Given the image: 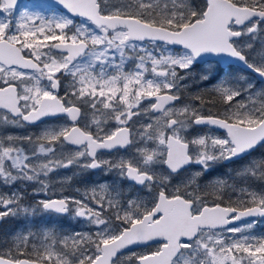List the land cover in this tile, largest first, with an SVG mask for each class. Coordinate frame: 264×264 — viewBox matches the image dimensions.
Wrapping results in <instances>:
<instances>
[{
	"label": "snow or ice",
	"instance_id": "obj_1",
	"mask_svg": "<svg viewBox=\"0 0 264 264\" xmlns=\"http://www.w3.org/2000/svg\"><path fill=\"white\" fill-rule=\"evenodd\" d=\"M58 2L95 30L76 25L67 15L46 20L25 11L18 20L0 19V128L35 124L60 114L71 121L44 128L35 137L0 134V184L39 182L46 189L41 177L76 165L115 169L139 188L126 200L119 192L111 195L104 185L100 195L92 190L91 199L100 209L113 210L117 224L81 200L39 201L44 210L61 214L73 203L75 216L94 225V234L77 233L56 241L54 234L46 233L44 240L50 242L36 244L30 240L31 232L19 233L12 247L0 251V264H120L124 249L152 241L158 242L155 251L132 252L128 258L137 264H264V238L236 237L242 229L227 227L242 217H264V192L229 185L240 193L239 206H222L209 204L198 184L214 162L245 160L264 149V92L252 93L251 84L221 83L215 90L227 107L215 116L176 104L179 81L203 54L238 59L264 78V59L250 63L243 52L264 32V0H206L203 7L190 0ZM16 5L17 0H0V12L11 17ZM243 36L249 37L247 43L239 39ZM161 43L179 45L183 52L157 53ZM141 116L147 121L133 119ZM110 123L113 126L105 128ZM192 125L215 126L227 136L188 137L185 133ZM115 148L133 154L118 161L98 155ZM193 164L200 170L169 192L173 176ZM239 175L264 178V158L250 162ZM225 185L218 179L210 185L212 193L223 199L218 189ZM144 194L151 200L146 202ZM20 198L16 191L0 194L4 209L0 220L21 210L29 212L20 208Z\"/></svg>",
	"mask_w": 264,
	"mask_h": 264
},
{
	"label": "rangeland",
	"instance_id": "obj_2",
	"mask_svg": "<svg viewBox=\"0 0 264 264\" xmlns=\"http://www.w3.org/2000/svg\"><path fill=\"white\" fill-rule=\"evenodd\" d=\"M129 2L135 3V0H129ZM28 12L32 15H39L44 19H52L54 16L67 15L69 18H72L75 21L76 25H88L90 30H95L94 26L90 25L87 20L84 18H74L67 13L53 7L46 0H23L16 8L12 10V16L8 17L6 13L0 12V19L10 18L13 20L19 19V14L21 12ZM242 43H247L249 37L243 36L239 38ZM253 47L251 49L243 47V52L246 53L250 59V63H260L261 59H264V32H261L257 39L252 41ZM163 50L165 53L168 51L173 52L174 54H179L183 52L182 48L171 47L169 45L160 44L158 48L155 49L157 53ZM131 62L126 66V70L130 68ZM109 71H112L109 68ZM185 75L184 73H180ZM207 76V79L203 77ZM68 79V78H67ZM67 79L63 83L67 84ZM43 84H46L47 81H42ZM221 83L226 85H234L239 87H247L249 84L252 85L250 91L252 93L264 92V82L259 81L252 74H248L243 70H237V68L228 67L225 71L222 72V68L216 61H207L204 63L196 62L191 69L187 70V75L179 84L181 85L179 89V95H181L180 100L176 102L178 106L189 105L194 107L196 111L200 113L201 106L200 104L191 97L192 92L187 93L182 88L191 86V88L206 89L214 92L216 95L219 93L215 90L217 86ZM197 90V89H195ZM195 90L193 92H195ZM175 91V89L173 90ZM247 96L237 97L239 99H246ZM259 99V98H258ZM144 104L149 103L145 100ZM226 106V104H224ZM2 112V110H0ZM89 120L91 117L89 116ZM134 120H139L141 122H146L148 117H134ZM114 123V122H113ZM107 126L111 128L113 126ZM68 125L66 118H53L42 121L41 123L35 126L24 125L22 127L16 126H4L0 128V134H13L18 136L32 135L35 137L44 128H59L62 126ZM106 128V125H105ZM212 134L220 138H226V136L214 134L208 131H200L193 135H185L188 137L196 136L200 134ZM151 146V145H150ZM25 148L30 146L25 143ZM67 149L74 148L72 146H66ZM133 153L129 150L126 152H119L114 155H103L102 159H110L112 161H118L121 158H124ZM264 158V149H259L254 151L253 155L248 157L245 160H239L232 168V175L228 179V174L222 176L215 175L217 171L214 169L217 162L212 164V167L208 172L204 173L201 177L198 178V184L200 189H205L207 192L212 194V188L210 185L215 184L218 179L226 181V185L223 189H218V191L223 192L225 190L227 193L228 199L231 198L234 205H237V197L240 195L239 191H233L232 187L234 186L237 190L240 188H250L256 192H264V178L253 177L251 175H239L243 172L244 169L254 160H260ZM238 159V158H237ZM163 167V166H161ZM79 166L73 165L68 168H58L55 171L49 173L47 177H41V180L47 182V188L44 189L39 182H17L12 186H6L0 184V194L5 196L11 194L13 191H16L20 194L21 198L19 201V206L21 209L27 208L29 212L25 214L22 210L18 215L12 216L9 215L4 217V222L0 226V251H5L9 247L13 246L14 237L19 233L31 232L33 234L30 237L32 243L40 244L41 242L48 243L49 241L44 240V235L46 233L54 234L56 241H59L65 237H75V234H94L95 226L90 224L87 219L82 217H77L74 214V209L76 206L73 203L71 204L70 212L66 215L57 214L50 210H44L39 204V201L46 200L50 194H58L63 198H74L76 200H81L87 203L90 207L100 211L102 216L110 221L112 224L119 223L115 220V215L113 210L105 208L100 209L95 201L91 199L92 190H97V195L102 194L100 192V186L104 185L109 190H111V195L115 196L117 192L120 193L121 199L126 200L128 196L137 194L135 189H133L131 184L123 182L124 179L117 175L116 170H105L97 173H92V176H78L76 173L79 170ZM200 170L199 165H190L187 167V171H182L181 174H175L171 181L172 187L168 189L169 192L177 185H182L186 180L192 176L195 171ZM211 172V173H210ZM213 173V175H212ZM204 175H208L207 178ZM132 189V190H131ZM183 189V188H182ZM107 195V194H105ZM142 198L147 202L151 200L149 195L144 194ZM107 201H105V205ZM239 206V205H237ZM4 209L0 207V211ZM231 227H240L242 229L241 233L235 234L236 237L241 235H249L257 238H264V218H253L242 221L236 225L229 226ZM217 231H220L217 229ZM228 237H232V233H226ZM78 238V237H76ZM255 242V241H253ZM71 244V240H69ZM158 242L148 244L146 246H140L129 251L123 252L124 255L121 257L120 264H136L137 261L135 258L129 259L128 255L132 252H135L136 255L150 253L156 250ZM57 250H61V245L57 243ZM28 252H31V247L27 249ZM15 254V252H14ZM31 257V256H28ZM35 258V257H31Z\"/></svg>",
	"mask_w": 264,
	"mask_h": 264
},
{
	"label": "flooded vegetation",
	"instance_id": "obj_3",
	"mask_svg": "<svg viewBox=\"0 0 264 264\" xmlns=\"http://www.w3.org/2000/svg\"><path fill=\"white\" fill-rule=\"evenodd\" d=\"M23 1V0H22ZM21 1V2H22ZM47 1V0H46ZM47 2H49V1H47ZM50 3V2H49ZM51 4V3H50ZM17 7V6H16ZM69 15V14H68ZM244 54L246 55V53L244 52ZM246 57H247V59H248V56L246 55ZM248 61L250 62V59H248ZM219 64V63H218ZM229 66H231V65H228L226 68H222L221 66V68H222V72L223 71H225ZM251 74V73H250ZM67 78H65V80H66ZM257 79V78H256ZM182 89H184L185 91L187 90V87H185V88H182ZM63 91H64V89L63 88H61V90H60V94L62 95L63 94ZM180 98H181V95H180ZM177 102V101H176ZM227 107V105L226 106H220V113L219 114H222L223 113V111H224V109ZM85 111H90V110H88V109H85ZM200 113L202 114V115H218V114H212V113H210V114H203L202 113V111H200ZM55 119H57V118H66L67 119V121H68V125H70L71 124V121L69 120V118L66 116V115H60V116H57V117H54ZM48 119H53V118H48ZM45 120H47V119H45ZM45 120H43V121H45ZM42 122V121H41ZM41 122H39V123H41ZM39 123H36V124H24V125H27V126H35V125H37V124H39ZM80 123H81V126H83V124H84V122L83 121H80ZM109 125H111V123L110 124H106V128H107V126H109ZM91 130L92 131H95V126L94 125H92L91 126ZM200 131H208V132H212V133H214V134H219V135H223V136H227V134H226V132L224 131V130H218V129H216V128H213V127H210V126H207V125H192L189 129H188V131L186 132V135H188V136H190V135H193V134H195V133H198V132H200ZM66 146H72V145H66ZM72 147H75V146H72ZM126 151H128V149H122V148H115V149H113V150H111V151H108V150H100V152L98 153V155H100V156H103V155H114V154H116V153H119V152H126ZM240 159L238 158V159H234V160H228V161H225V160H221V161H218L217 162V164H216V166H215V170L217 171V174H215V175H220V176H222V175H224V174H228V179L230 178V176L232 175V168H234L233 166L239 161ZM190 166V165H189ZM106 170V168H98V169H84V168H79V170L77 171V175L78 176H92V173H97V172H100V171H105ZM113 170H115V169H113ZM107 171H109V170H107ZM183 171V170H182ZM181 171V172H182ZM211 173V172H210ZM212 175H213V173H212ZM204 177L205 178H207L208 177V175H204ZM123 182H127L128 184H131L132 185V187H133V189H135V188H139V186L138 185H136V186H134L133 185V182L132 181H129V180H126V179H124V181ZM132 190V189H131ZM203 192H205V194H206V196H205V198H206V200H207V202L209 203V204H213V203H218V204H221L222 206H232V205H234V203L232 202V199L231 198H229L228 199V196H227V193L228 192H225V190H222L223 192H221V194H222V196H223V199H221V198H218L215 194H209L208 192H207V190H205L204 188L203 189H201ZM181 191H183V189H181ZM61 198H63V197H61V195H59V193L58 194H50L47 198H46V200H50V199H61ZM71 202H69V209L71 208L70 206H71V204H70ZM54 212V211H53ZM70 212V211H69ZM69 212H67V213H63L64 215H66V214H68ZM56 213V212H55ZM57 214H61V213H57ZM254 218H260V217H254ZM251 219H253V218H251ZM246 220H248V219H246ZM245 221V220H244ZM4 222V218L2 219V223ZM242 222V221H241ZM2 223H1V225H2ZM240 223V222H239ZM238 224V223H237ZM0 225V226H1ZM236 225V224H235ZM231 226H233V225H231ZM227 227H229V226H227ZM146 246V245H145ZM137 248V247H136ZM27 258H31V257H27ZM31 259H34V258H31Z\"/></svg>",
	"mask_w": 264,
	"mask_h": 264
},
{
	"label": "water",
	"instance_id": "obj_4",
	"mask_svg": "<svg viewBox=\"0 0 264 264\" xmlns=\"http://www.w3.org/2000/svg\"><path fill=\"white\" fill-rule=\"evenodd\" d=\"M22 0H17V5L18 6L20 3H21ZM51 3V5L65 13H67V10L63 8V6L61 4H59L58 0H47ZM206 1V0H205ZM71 16L70 13H67ZM74 18H79V17H74ZM171 47H180L179 45H169ZM207 61H216L219 63V65L222 67V68H226L228 65H235L237 66L238 68H240L241 70L243 71H246V72H250L252 75H254L259 81H262L264 82V78L262 77H259L257 73L253 72L251 69L247 68V66L239 61L238 59H235V58H231V57H228L227 55H224V54H221V55H216V54H203L201 58H198L197 62L199 63H204V62H207ZM60 115H64V114H60ZM60 115H57V116H60ZM57 116H49V117H44L42 118L41 121L45 120V119H48V118H54V117H57ZM204 116H208V115H204ZM215 116V115H213ZM70 120V119H69ZM41 121H38L37 123L41 122ZM36 124V123H35ZM207 126H210V125H207ZM210 127H213V128H216L218 130H223V129H219L215 126H210ZM225 131V130H224ZM226 132V131H225ZM113 150V149H112ZM237 159V158H236ZM189 166V165H188ZM186 166V167H188ZM254 217H260V218H264L262 216H259V215H256V216H248V217H242L241 219L235 221L234 223L232 224H229L227 226H231V225H235L241 221H244L246 219H251V218H254ZM2 223V220H0V225ZM156 241H152V242H149L148 244H151V243H155ZM148 244H139V245H131L129 248H126L123 250V252H126V251H129L131 249H134L136 247H140V246H145V245H148ZM137 264V263H136Z\"/></svg>",
	"mask_w": 264,
	"mask_h": 264
},
{
	"label": "trees",
	"instance_id": "obj_5",
	"mask_svg": "<svg viewBox=\"0 0 264 264\" xmlns=\"http://www.w3.org/2000/svg\"><path fill=\"white\" fill-rule=\"evenodd\" d=\"M190 2L196 5L197 7H203L206 3L205 0H190ZM230 67L237 68V70H240V68L235 65H231ZM246 73L250 74V72ZM194 90L195 92H193ZM186 91L187 93L192 92L191 97L194 98L200 104L201 111L203 114H219L220 106H224V102L221 100V98L212 91L206 89L191 88V86H188ZM197 97H199L200 99H197Z\"/></svg>",
	"mask_w": 264,
	"mask_h": 264
},
{
	"label": "bare ground",
	"instance_id": "obj_6",
	"mask_svg": "<svg viewBox=\"0 0 264 264\" xmlns=\"http://www.w3.org/2000/svg\"><path fill=\"white\" fill-rule=\"evenodd\" d=\"M210 62V61H209Z\"/></svg>",
	"mask_w": 264,
	"mask_h": 264
}]
</instances>
